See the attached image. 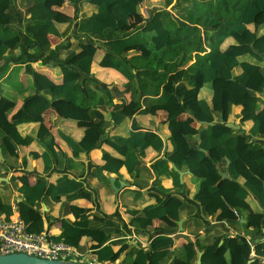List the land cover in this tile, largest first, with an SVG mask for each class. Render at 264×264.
Listing matches in <instances>:
<instances>
[{
    "label": "trees",
    "instance_id": "16d2710c",
    "mask_svg": "<svg viewBox=\"0 0 264 264\" xmlns=\"http://www.w3.org/2000/svg\"><path fill=\"white\" fill-rule=\"evenodd\" d=\"M81 1L68 0L71 4ZM172 1L167 0L168 4ZM143 2L144 0H102L97 11L75 23L77 35L104 41L106 52L100 60V66L120 71L127 78L126 87L135 78L133 69L140 68L134 60L127 57L128 48L142 44L154 58L159 57V52L170 55L171 52L167 51L175 48V39L166 24L168 16L172 14L168 10L151 13L144 26L131 33L125 32L130 15L137 14ZM178 2L183 13L178 17L173 16L172 20L187 27L202 25L214 28L217 35L209 39L207 47L210 51L204 55L198 53L196 61L185 68L170 69L166 66L165 70H161L150 64L144 65L145 72L163 73L165 79L161 90L148 92H151L150 95H159L156 103L165 105L170 114L166 123L173 148L166 153V161L173 162L179 168L187 167L192 172L201 171L195 197L208 215L233 216L232 209L238 210L240 215H252V233L254 236L261 235L264 229V177L261 176L264 169V144L258 148L253 147V139L248 134L225 126L215 118L219 114L220 118L226 119L233 105H241V120L253 122L250 135L264 136V107H257L261 96H264V31L259 29L264 24V0H177ZM22 4L29 17L25 36L15 28L13 0H0V61L20 45L35 50L30 53L32 58L43 59L56 54L62 58L57 63L60 79L54 80L44 72L32 71L36 91L25 96L22 117L18 116L9 120L10 122L7 120L8 112L16 106L17 93L21 87L15 92L6 91L0 83V140L4 151L15 154L16 144L30 143L33 140L30 135L23 137L17 126L24 122L35 123L39 127L36 135L40 134L42 126V131L46 133L42 134L40 140H46L44 144L47 150L42 154L34 152L33 155L37 160H42L47 172L58 155L55 153V137L43 127L41 115L54 108L61 117L96 121L95 125L85 128L80 141L68 138L73 156L78 157L97 147L105 134L104 112L97 106L98 97L89 102L88 106L85 105L88 101L81 103L79 98L98 95L95 90L92 91L91 85L104 87L109 93L111 91L108 84L92 72L98 49L90 45L93 43L80 42L79 51L71 49V45L51 48V36L62 35L59 25L70 24L72 21L69 14L53 9L48 0H23ZM17 14L22 17V13ZM227 39H232L233 42L224 48L222 44ZM65 49L68 50L67 54L62 57L61 51ZM198 50L205 51L206 47L201 46ZM164 60L159 59V62ZM238 67L241 72L237 74ZM21 69L20 66L14 67L5 78V83L11 85L14 80H18ZM158 73L156 74L159 75ZM142 75L143 72H140L139 78ZM229 83L233 84V89L224 86ZM206 86H210V90L207 93L209 95L204 97ZM145 92L147 90L144 89L142 94H146ZM104 100L105 96L99 101ZM110 101L113 102V97ZM148 110L138 106L127 114L118 107L110 114L117 125H122L127 117ZM183 113H189L204 125L198 129L193 127L180 119ZM195 136L197 138L193 139ZM105 142L116 150L117 155L109 152L103 154L105 163L97 166L101 173H118L123 166L130 173L139 171V153L149 147L157 151H162L164 147L161 133L151 129L142 130L135 119L132 120L130 135H113ZM72 160L69 158V161ZM227 170L231 178L224 177ZM179 183L177 176L176 184ZM20 191L24 195L19 203L21 215L31 225L30 229L37 232L43 229L38 207L45 198L49 197L57 202L65 195L68 198H91L82 181L67 174L62 175L56 183H48L46 178L40 177L32 186L22 185ZM162 202L159 199L157 204L141 211L133 210L131 223L137 228L146 229L155 218L168 216L178 219V207L164 206ZM74 210L76 219L62 220V233L55 240L71 244L84 253L78 258L68 257L66 260L84 264H90V260L115 262L118 253L113 247L115 242L112 241V231L92 225V221L78 207ZM0 211H3L5 219H9L12 213L11 205L4 203L1 198ZM85 237L98 244V248L94 251L81 248ZM220 244L221 239L217 237L212 243L202 247V264H261L264 240L256 243V258L252 262L251 251L238 254L230 238H225L222 243L226 250L223 255L218 253ZM174 246L172 236L158 235L147 248L127 253L124 264H165L174 255ZM84 256L86 262L82 260ZM179 258L183 261L182 264H196L197 249L193 241L180 246Z\"/></svg>",
    "mask_w": 264,
    "mask_h": 264
},
{
    "label": "crops",
    "instance_id": "0c3cea01",
    "mask_svg": "<svg viewBox=\"0 0 264 264\" xmlns=\"http://www.w3.org/2000/svg\"><path fill=\"white\" fill-rule=\"evenodd\" d=\"M20 1V4H22V0ZM101 1L102 0H82L80 3L76 4V19L73 23V28H68V23L67 27L60 29L61 31H66V34L69 35L67 46H72V42H76L77 40H80V42L87 41L88 43H93L90 45L98 47L97 51L100 50L102 59L106 52L103 40L86 38L85 36H80L75 33V23L83 18L84 14L89 16L97 11ZM48 4L55 9L58 4L67 5L71 3H69L68 0H48ZM167 4V0H144L140 5L138 13L130 15L125 32L131 33L136 31L139 27L144 26L150 18V14L154 12L168 10L173 16L178 17L182 15V6L179 2L177 3V0H173L172 3L166 6ZM80 5H83V7ZM69 15L72 17L71 14ZM24 16L25 19L22 18L20 24H18V26L23 25L21 27L22 36L26 34L25 25H27L28 19L26 13ZM178 23L180 27H187L180 22ZM187 29L191 31L194 30L198 38L195 42H192L191 47L178 50L179 53L177 49L175 50L176 47L167 51L168 53L175 52L173 55L171 54V56L168 54L165 55L164 52H159V57L154 58V56L150 54V50L143 47L142 44L128 48L126 50L127 57L134 60L136 65L140 66L139 69H133L135 78L129 87H126L127 78L120 71L113 68L101 67L100 61L98 64L93 62L92 72L98 79L108 84V88L111 91L109 93L104 87L91 85L92 91L95 90L98 95L87 98L80 96L79 98V102L81 103L88 101L85 103V105L88 106L89 102L96 100L98 97L97 106L104 112L103 127L105 129V134L103 140L97 147L81 153L78 157L73 156V150L68 140L80 141L85 128L95 125L96 121L88 122L87 120L61 117L54 108H50L40 117L43 127L51 132L56 140L55 153L58 156L49 171L45 172V164H43L41 159L37 160L33 155L34 152L42 154L47 150L44 144L46 140H40L42 134L46 133L42 131V126L40 128V134L37 133V135L36 130L39 127L35 123L24 122L17 126L18 131L23 137L30 135L33 136V140L30 143L16 144L15 154L4 151L0 140V158L2 157L3 160L6 161L8 156H10L16 158L20 163L19 165H11L9 169L0 171L2 176H0V181L9 184V188L4 184L0 185V198L4 203L11 205V215L15 214V212L13 213V207L17 205L19 208L18 213L22 217L19 205L24 199V195L20 191L22 185L30 184L32 186L40 177L46 178L48 183H56L62 175L67 174L71 178L82 181L85 190L91 194V198L89 199L83 196L68 198L65 195L59 202L53 201L49 197L45 198L38 207L39 215L43 220V229L40 230L46 231L55 239V237L62 233V220L67 219L74 221L76 219V210H74V208L78 207L80 211L85 213L86 218L92 221V225L106 228L107 231H112V241L115 242L113 247L118 253V258L115 262L110 260L99 261L102 264H124L125 255L127 253L130 251L135 252L139 248H147L151 240L161 234L172 236L175 242L174 255L172 258L168 259L165 264H182L183 261L179 258L180 246L189 241H193L196 245V264H199L198 262L202 255V247L212 243L217 237L221 239L218 251L219 255H223L226 251L222 246L223 241L225 238H230L238 254L250 250V257L252 258L250 262L256 258L255 245L264 240V229L261 235H253L251 226V219L253 216H246V214L240 215L239 211L238 214H235L234 209H232L233 216L208 215L195 197L200 184L199 177L202 175L201 171L192 172L187 167L179 168L176 166L177 168H174L173 162L166 161V153L173 148L166 123L170 114L165 105L156 103V99L159 95H150L151 92H148V90H161L164 86L165 79H163V73H158L156 71L145 72L144 65L150 64L161 70H165L166 66L170 69H182L194 63L198 53L204 55L206 52H209L210 48L207 47V44L211 37L217 35L216 30L213 31L214 28H206L202 25L187 27ZM259 29L264 31V24L260 26ZM71 34H73V36L76 35V37H70ZM54 37L55 36H51V48L57 49L61 47L58 46V44L63 43L64 40H57ZM232 42V39H227L222 44V47L226 48ZM201 46H205L206 50L199 51L198 49L201 48ZM34 52V49L20 45L15 50L9 51L4 59L0 61V83L3 84L5 90L15 92L17 88L21 87V90L17 93L18 101L15 106V108L18 109L14 112H8V121H12L18 116L22 117L23 112L21 110L25 96L34 93L36 90L34 85L33 91H31V75L29 74L32 70L30 69L31 67H36L34 68L35 70L46 73L54 80L60 79V76L54 78L51 72L62 58L54 54L51 57L36 59L32 58L30 54ZM61 53V56L64 57L65 51L63 50ZM163 58H167L166 61L164 60L162 63L159 62V59ZM41 64H43L44 69H37ZM17 66L22 67L18 80H14L11 85L5 83V78L9 76L12 69ZM140 72H143L142 78H139ZM240 72V67L236 68V73L238 74ZM156 73L162 76V80L153 87L151 86L149 75ZM141 86L143 89H141ZM224 86L229 89H233L234 87L233 84L230 83L224 84ZM144 89L147 90V92L143 95L142 91ZM209 90L210 86L204 88V97L209 95L207 94ZM104 96V102H100L99 100ZM111 97H113V102L110 101ZM138 106H141L143 110H149L148 112H136L133 116L127 117L122 125H117L111 117V111L116 110L118 107L122 108L128 114ZM257 107L258 109L264 107V96H261ZM241 111V105H233L226 119L220 118L219 114L218 116L216 115L215 119L216 121L220 120L223 125H225L224 123L226 122H233L236 126H239L230 128L236 129L240 133L248 134L250 138L253 139V147L258 148L261 144H264V136L258 135L252 137L250 135L253 122L251 120L242 121L240 116ZM236 115L239 117H236ZM133 119L137 121L142 130L151 129L163 135L164 147L162 151H157L149 147L144 150V152L139 153V159L141 161L140 170L134 171V173H130L125 166H123L118 173L108 171H103V173H101V171L97 169V166L105 163L103 154L109 152L117 155L116 150L106 143L105 140L111 138L113 135H130ZM180 119L188 122L197 129L204 125L203 122L198 121L189 113H183ZM196 138L197 136L193 137V139ZM69 158L73 160L69 161ZM206 160L207 159H205V161ZM227 165H229V160H227ZM225 174L228 176H225ZM177 176H179V184H176ZM261 176L264 177V169L262 170ZM224 177L231 178L228 170L224 172ZM111 178L114 179V182H112ZM113 184L120 188L119 191L114 188ZM236 185L235 187H237ZM8 191L12 195L10 202L5 200ZM159 199L163 201L162 205L164 206L178 207V219H173L168 216L155 218L153 223L146 229L137 228L136 225L131 223L134 216L132 214L133 210L141 211L147 206L157 204ZM48 200L54 202L57 208L60 207L59 209L61 210L58 209V211L62 212L58 213V216H55L54 219H50V216H48V213L51 212V207L47 203ZM254 201L258 203L256 199H254ZM252 207L254 208V205H252ZM250 209L252 210L251 207ZM2 212L3 211H0V214L4 217ZM28 225L30 228L31 225ZM240 235L242 239L239 237ZM97 245L98 244L89 241L85 237L82 240L81 248L94 251L98 248ZM80 251L83 252L82 250ZM261 264H264V256L261 258Z\"/></svg>",
    "mask_w": 264,
    "mask_h": 264
},
{
    "label": "built area",
    "instance_id": "2783aa9c",
    "mask_svg": "<svg viewBox=\"0 0 264 264\" xmlns=\"http://www.w3.org/2000/svg\"><path fill=\"white\" fill-rule=\"evenodd\" d=\"M9 219L0 214V255L12 253H27L47 259L78 258L82 252L75 246L64 241H57L46 231H32L23 217L20 216L17 205ZM238 214V210L234 209ZM87 260L85 257H83ZM90 264H102L94 260Z\"/></svg>",
    "mask_w": 264,
    "mask_h": 264
},
{
    "label": "rangeland",
    "instance_id": "374dc122",
    "mask_svg": "<svg viewBox=\"0 0 264 264\" xmlns=\"http://www.w3.org/2000/svg\"><path fill=\"white\" fill-rule=\"evenodd\" d=\"M20 2H21L20 0L19 1L18 0H13V9H12V11H13V13L15 15V19H14V23L16 22L15 23V28L19 32V34H21V27L23 25H19L18 26V24H20L22 18L25 19V16H24L25 12H24V8L22 6L23 4H20ZM80 6L83 7V5H80ZM55 9H60V10L64 11L65 13L72 15V21L70 22L69 26H68L67 23H65V24H60L59 27L63 28V27H67L68 26V28L69 27L73 28V26H74L73 23H74V21L76 19V9H77L76 8V4H67V5L58 4V5H56ZM18 12L22 13V17L21 18L17 14ZM86 16H87V14L83 15V17H86ZM172 17H173L172 14H171L170 17L168 16L166 24H167L168 28L170 29V31H171L174 39H175V45L174 46L177 47V48H175V50L177 49V51H178V50H181V49H185V48L191 47L192 46V42H195V40L198 38L196 32L194 30L191 31V30L187 29V27H180V24L178 23V21L177 20H172ZM28 23H29V17L27 19V25H28ZM27 25H25V29L27 28ZM68 36L69 35L66 34V31H62V36L54 37V38L57 39V40H64V42L61 43V44H58V46H67V44L69 42ZM72 36H73V34L70 35V37H72ZM73 37H76V35H74ZM199 41H201V40H199ZM76 42H72V48L71 49L79 51L81 49L80 40L78 41L79 43L78 42L76 43ZM82 42L85 43V41H82ZM65 51L66 52H65L64 56L67 54L68 50L65 49ZM100 53H101L100 50L97 51V53H96V56H95V59H94L95 64H98L100 59H101V54ZM174 53H171V54L173 55ZM178 53H179V51H178ZM171 54H170V56H171ZM166 59L167 58H165V61H166ZM34 68H36V67H34ZM34 68L33 67L30 68V69H32L30 71V73H29L30 75H31L32 71L35 70ZM37 69H44L43 64L38 66ZM59 71L60 70H59L58 64H56L54 66V68L52 69V72H51L52 75L54 76V78H58L60 76V72ZM149 79L151 81V86L154 87V86H156V84L160 80H162V76L161 75H157V74H151V75H149ZM30 85H31V88H32V89L31 88L30 89H31V91H33L34 81H33L32 75H31V78H30ZM31 91H30V93H31ZM16 109H18V108L14 107L9 112H14ZM236 117H239V116L236 115ZM19 164L20 163L17 161L16 158L8 156V159L6 161H4L3 158L1 157L0 158V171L4 170V169H9L11 165H15L16 166V165H19ZM0 176H1V172H0ZM1 184H4V185H6L9 188V184H7V183H5L3 181H0V185ZM11 199H12V195L8 191V193L5 196V200L7 202H10ZM47 203L51 207V212L48 213L49 214L48 216H50V219H54L55 216H58V213H62L61 211H58V209L60 207L57 208L55 206L54 202H52L51 200H48ZM59 210H61V209H59ZM82 260L84 262H86V260L84 258H82Z\"/></svg>",
    "mask_w": 264,
    "mask_h": 264
},
{
    "label": "water",
    "instance_id": "95a60500",
    "mask_svg": "<svg viewBox=\"0 0 264 264\" xmlns=\"http://www.w3.org/2000/svg\"><path fill=\"white\" fill-rule=\"evenodd\" d=\"M224 124L229 127H239L236 126L233 122H226ZM173 166L174 168H177L175 164H173ZM225 176L228 175L225 174ZM111 180L112 182H114L113 178H111ZM113 186L117 191H119L120 188L116 187L114 184ZM198 263L201 264V258ZM0 264H84V263L74 260H66V259L41 258L38 256L29 255L27 253H12V254L0 255Z\"/></svg>",
    "mask_w": 264,
    "mask_h": 264
}]
</instances>
